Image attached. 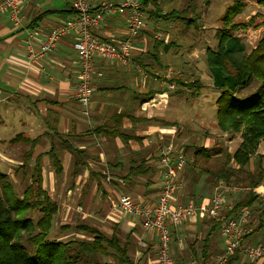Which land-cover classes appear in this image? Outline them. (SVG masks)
Returning a JSON list of instances; mask_svg holds the SVG:
<instances>
[{
	"label": "crops",
	"instance_id": "1",
	"mask_svg": "<svg viewBox=\"0 0 264 264\" xmlns=\"http://www.w3.org/2000/svg\"><path fill=\"white\" fill-rule=\"evenodd\" d=\"M101 1L90 0L94 6ZM71 2L28 0L22 7L21 28L13 27L6 13L0 14V161L28 159L33 165L30 170L33 176L35 162L40 160L42 187L49 194L53 193L54 184L46 180L45 185L43 178L55 176L54 158L61 161L59 176L73 178L74 185L82 186L93 178L89 196L77 210L83 209L84 218L100 224L102 227L92 226L103 233L111 235L117 227L127 236L129 257L135 263L156 264V237L142 228L138 218L116 208L115 203L117 196L123 194L137 203L153 205L161 186L156 165L159 149L173 140L176 142L178 135L181 137L190 129L184 125L182 115H178L182 107H172L176 94H168L160 104L151 102H158L166 90L161 79L155 81L135 62L145 52V38L134 39L131 63L127 66L94 59V67L101 77L92 84L88 117L81 114L74 97L78 70L74 33L61 38L55 51L47 57L36 61L26 58L27 41L31 40L37 50L51 28L72 17ZM126 17V14L105 16L92 31L93 37L102 42L121 41L125 37ZM155 28L146 24L143 33H154ZM35 31L37 35L29 37ZM171 56L176 55L164 56L165 64ZM151 91L156 92L154 97L143 103ZM262 143L264 140L258 145V156H264ZM212 145L209 142L204 148ZM138 165H142V172L124 179ZM249 170H254L252 163ZM214 190L205 186L202 179L194 188V196L198 197L194 203H207ZM184 193L180 200L192 201ZM80 194L75 187L67 190L64 205L80 200ZM89 204L94 205L89 207ZM226 204H230L228 199ZM107 223L112 227H103ZM207 233L208 225L199 218L173 229L176 240L173 246L177 248L172 252L177 256L175 264L203 262L201 242ZM262 238L256 236L254 240L258 243ZM207 243L211 259L223 251L224 241L218 231ZM190 245H194L193 253Z\"/></svg>",
	"mask_w": 264,
	"mask_h": 264
},
{
	"label": "trees",
	"instance_id": "2",
	"mask_svg": "<svg viewBox=\"0 0 264 264\" xmlns=\"http://www.w3.org/2000/svg\"><path fill=\"white\" fill-rule=\"evenodd\" d=\"M166 1L138 2L140 11L144 14L145 25L156 28L154 33L150 31L138 35V38H145L146 48L141 56L135 58V62L152 78L157 76L156 72L166 68L164 56L177 55L180 50V46L173 39H168L165 43L163 39L156 40L154 34H162L158 32L162 27L173 31L180 28L179 37L184 38L185 32L199 28L200 15L193 0H182L180 7L177 8H167ZM233 1V7L219 20L221 26L215 33L216 46L207 48L204 58L213 87L220 91V96L215 101L217 108L215 128L230 138L239 136V145L233 152H228L221 144L216 143L211 148L193 149L191 157L186 154L187 148L180 147L185 156V166L182 170L183 191L186 192L184 194L188 199L193 203L196 201L198 197L194 196V188L202 179L205 186L213 189L222 184L232 196L230 209L226 204V209L221 211L219 217L204 219V223L208 225L206 238L201 242L203 247L201 256L204 262L211 260L207 242L216 234L224 219L236 217L241 210L249 208L258 222L253 233L247 236V240L257 244L252 239L264 230V211L259 208V195L256 192L264 187L263 158L256 154L259 143L264 140V35L250 51H247L240 37L236 36L238 30L249 26L254 29L261 26L264 28V18L261 22H257L255 17L247 22L233 21V16L240 11L241 0ZM260 1L264 3V0ZM169 25L171 26L168 27ZM167 35L170 36L168 33ZM189 49L192 50V46H189ZM170 62L173 63L172 56ZM174 65V70L184 66L179 61ZM186 75L188 74L181 75L176 81L178 90L176 93L183 100H192L201 95L203 85L197 76ZM159 78L160 76L157 77ZM252 86L254 88L250 89ZM247 87L251 91L243 90ZM240 89L243 90L242 93L237 94ZM186 90L189 91L188 94ZM155 93L151 91L142 102L151 100ZM253 156L257 161L251 172L249 167ZM28 161L25 159L19 169L25 171ZM53 165L56 168L55 174H61L60 159L54 158ZM39 167L40 160H37L36 173L31 176L32 181L26 187L22 199L15 201V205L8 203L0 192V264H137L129 257L130 243L127 236L122 238L117 227L111 235H107L91 224L73 228L64 226L60 229L71 230V233L80 232L84 238H71L67 241L49 239L52 221L58 208L43 190ZM141 167L142 165H138L131 168L124 179L138 176L142 172ZM5 187L6 184L3 183L2 188ZM30 209L40 214L34 226L36 232L28 219L20 220V215H26ZM175 241L172 231V252L177 251L173 246ZM261 241H264V235ZM189 248L193 253L194 245H190ZM107 258H112L113 262L107 261ZM238 259V255L235 254L226 264H239Z\"/></svg>",
	"mask_w": 264,
	"mask_h": 264
},
{
	"label": "built area",
	"instance_id": "3",
	"mask_svg": "<svg viewBox=\"0 0 264 264\" xmlns=\"http://www.w3.org/2000/svg\"><path fill=\"white\" fill-rule=\"evenodd\" d=\"M28 0H0V14L6 13L15 28H21L24 19L22 7ZM72 17L50 29L44 40L35 50L31 40L26 43V58L30 61L40 60L55 51L57 44L64 36L75 34L74 51L77 56V82L75 100L84 117L89 116V107L93 95V81L101 77L94 67V59L117 62L121 66L131 63L133 41L145 30L144 14L140 11L137 0H102L96 6L90 0H72ZM126 14L125 37L117 43L96 40L92 31L105 16ZM37 35L36 31L29 37ZM156 40L164 39L160 33L154 34ZM142 75L145 74L140 71ZM179 71L167 68L161 76V84L166 91L159 96L160 104L167 98L168 92L174 91L176 81L181 78ZM155 76L153 79H157ZM161 100V101H160ZM157 168L161 177V186L155 203L151 206L137 203L126 195H118L115 207L126 215L140 220L142 228L152 233L157 239L156 264H174L171 250L172 231L185 221L214 219L226 209V189L220 184L207 203L195 205L192 201L180 200L184 190L182 170L185 166L183 152L176 149L173 143H167L159 152ZM111 178H107L110 182ZM235 191V190H234ZM259 208L264 211V187L258 189ZM179 198L180 201H177ZM228 206V209H230ZM253 212L243 209L236 217L224 219L218 233L224 241L223 251L210 261L199 264H226L229 258L238 255L239 264H264V241L252 244L247 236L253 233L256 220Z\"/></svg>",
	"mask_w": 264,
	"mask_h": 264
},
{
	"label": "rangeland",
	"instance_id": "4",
	"mask_svg": "<svg viewBox=\"0 0 264 264\" xmlns=\"http://www.w3.org/2000/svg\"><path fill=\"white\" fill-rule=\"evenodd\" d=\"M180 2H182V0H167L166 7H180ZM193 3L197 6V12L200 15L199 28L195 30L192 29L187 33L185 32L184 38L179 37L181 36L180 28H177L175 31H173L172 29H166L162 27L163 29L161 28L158 31L162 33L161 35L163 36V41L165 43L168 42V39H173L178 44V46H180V50L178 51V54L175 57H172V60L175 62H170L166 64V68L164 67L165 69L163 68L161 71L159 70V72H156V75L160 76L161 79V76L163 75L164 71H166L167 68H171L174 70V64L179 61V63H183L184 66L183 68L179 67L181 69L174 71H179L180 73H182L180 74V76L185 75V73L188 74L186 76H197V78L200 79L203 85L201 95L192 100L181 99L180 95L176 93L178 91L177 87L174 91L168 92V94H176L177 100L172 102V107H182V109H178V115H182L184 125L191 130H189V132H187L181 137L180 135H178V137H176V142L175 140H173V144L175 148L179 150L180 147L187 148V155L191 154V151L193 149L204 147L207 143L209 144V142H211V145L213 144L212 146H215L216 143L221 144L223 148H225L228 152H233L239 145V136H234L233 138H230L227 135L221 134L215 128L217 110L215 101L220 96V91L213 87L211 74L205 67L204 53L207 48H214L216 46L217 41L215 33L216 30L221 26L219 20L226 14L227 10L233 7L234 1L193 0ZM239 8L240 11H238L233 16V21L247 22L250 18L255 17L257 22H261L262 18H264V3H262L260 0H241V6ZM170 31L172 32L170 33ZM167 33L170 34V36H168ZM263 35L264 28L262 26L257 27V29H254L252 26H249L245 29H240L236 32V36L240 37L242 43L246 46L247 51L254 49L256 47L257 42L263 37ZM189 46H192L193 49L190 50ZM161 85H163L165 90H167L166 85ZM253 88L254 86L250 87V89ZM247 89L248 87L243 88V90H245L246 92L251 91L249 89L247 91ZM243 90L240 89L237 94L242 93ZM186 92L188 94L189 91L186 90ZM163 147L164 146H162V148ZM263 147L264 143L261 144V148ZM162 148L159 150L161 151ZM261 157L264 158V156ZM22 161L24 160L0 161V192L5 198V200H7L8 203L12 205L16 204L15 201H20L22 199L26 187L30 184V170L33 166L32 162H28L27 169H25V171H21L18 168L20 166L19 163H21ZM256 161L257 158L254 157L252 161L254 168ZM262 162L264 168V159ZM59 175L55 174V176L43 178L45 185L46 180H52L54 184V191L53 193L47 194L50 199L56 203L58 208L57 214L54 216L52 221V229L50 231L49 239L67 241L71 238H84L80 232L74 231L75 233H71V230L67 229L66 231H64L60 228L64 226H70V228H73L82 224L92 225L97 223L94 221V219L84 218L82 215L83 209L77 210V207L81 206L82 203L84 204L83 200L89 196V191L93 187L94 183L93 178L92 180H90L89 182H85L81 186L80 184L74 185L72 183L74 180L73 178L63 177ZM3 183L6 184L5 189L2 188ZM72 187L76 188V192L80 190L81 201L77 200V202L75 201L74 203L68 202L67 205H64V201L66 199V192ZM224 196L228 199V202H231L232 196L228 194V191L225 192ZM8 198H10V200H8ZM92 205L94 204H89V207H91ZM86 212H89V210H87ZM39 218L40 214L38 213V211L33 209L28 210L26 212V215H20L21 221H25V219H28L33 227L35 226ZM255 220L256 222H258L257 219ZM97 226L102 227L100 224H98ZM103 227L111 228L112 226L110 223H107L106 225L104 224ZM34 229V232H36L35 227ZM263 235L264 230L258 233L256 236L262 237ZM256 236H254V238ZM121 237L124 238V235L122 233ZM254 238L252 239L253 242H255ZM260 242L262 241H259L258 243ZM172 255L175 264L177 256L175 253ZM106 260L111 263L113 262L112 258H107ZM199 263L200 262H190V264Z\"/></svg>",
	"mask_w": 264,
	"mask_h": 264
}]
</instances>
